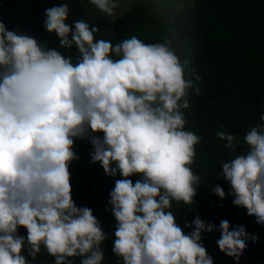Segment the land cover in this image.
<instances>
[{"label":"clouds","instance_id":"clouds-1","mask_svg":"<svg viewBox=\"0 0 264 264\" xmlns=\"http://www.w3.org/2000/svg\"><path fill=\"white\" fill-rule=\"evenodd\" d=\"M90 3L113 19L120 7V0ZM68 17L66 4L48 8L45 28L61 47L78 50L75 62L0 21V264H28L25 247L33 260L43 247L55 264L76 257L103 264L107 236L72 197L77 139L91 143L92 162L108 176L123 177L109 200L113 253L122 264H214L202 234L215 225L197 216L185 234L169 211L173 201L193 204L200 180L191 168L200 137L185 130L183 112L189 89L200 93L189 78L200 80L192 61L170 43L97 40L98 28L84 19L69 26ZM216 135L236 152L237 137ZM243 141L247 151L224 162L218 177L229 183L234 205L264 225V124L250 127ZM133 176L141 178L133 183ZM213 191L226 199L219 185ZM248 239L243 226L221 221L218 247L236 264Z\"/></svg>","mask_w":264,"mask_h":264},{"label":"trees","instance_id":"trees-1","mask_svg":"<svg viewBox=\"0 0 264 264\" xmlns=\"http://www.w3.org/2000/svg\"><path fill=\"white\" fill-rule=\"evenodd\" d=\"M41 10L37 9L36 13ZM0 21L7 30L42 41L48 48L72 56L75 62L78 50L54 46L53 36L42 26L45 22L39 15L28 12L26 0H0ZM111 27L113 44L132 36L146 43H170L178 54L192 61L191 66L200 77L199 81L189 77L200 93L197 95L194 89H189L190 107L183 110L185 130L200 137L191 165L193 173L200 178L197 194L193 204L173 201L169 211L185 234L193 230L186 224H191L197 216L206 224L215 225L213 232L202 234V244L214 264H236L217 244L222 220H227L232 229L243 226L249 235L239 264H264V225L249 216L246 209L234 205L232 195L228 194L229 183L218 177L224 162L234 154L247 151L243 137L250 127L264 124L260 119L264 116V0H193L191 7L181 10L170 0L149 1L134 5ZM218 131L237 137L235 153L217 138ZM73 150L79 157L70 165L73 200L78 207L92 210L107 236L101 245L105 253L103 264H122L113 253L117 221L109 200L115 181L123 177H110L100 163L92 162L93 147L87 139L75 140ZM140 178L131 177L133 183ZM216 185L224 189L226 199L214 194ZM19 235L26 237V230L21 228ZM252 236L257 237L255 242ZM22 254L28 264H55V258L43 247L34 260L27 247ZM70 259L73 264H80L82 258Z\"/></svg>","mask_w":264,"mask_h":264},{"label":"rangeland","instance_id":"rangeland-1","mask_svg":"<svg viewBox=\"0 0 264 264\" xmlns=\"http://www.w3.org/2000/svg\"><path fill=\"white\" fill-rule=\"evenodd\" d=\"M149 1L153 2H162L166 0H120V7L115 10L116 18L107 16L106 14L100 12L94 5L90 3V0H26L28 5V12H31V15L40 16L41 20L45 22L46 20V9L54 6L67 5L69 8V17L67 23L69 26H74V22L77 20L84 19L90 26L96 27L99 29V32L96 34V39H113L114 32L112 23L123 13L129 11L134 5L140 3H147ZM173 1L174 7L177 10H181L185 7H191L193 5V0H170ZM42 8V10L36 13V10ZM43 23V22H42ZM42 26H45L43 23ZM52 41L53 45H60L54 36ZM41 44H44L42 41Z\"/></svg>","mask_w":264,"mask_h":264}]
</instances>
